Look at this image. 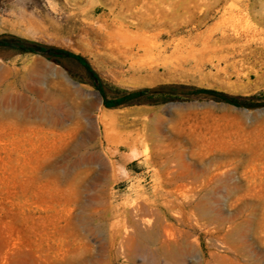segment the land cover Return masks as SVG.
<instances>
[{
	"label": "rangeland",
	"instance_id": "obj_1",
	"mask_svg": "<svg viewBox=\"0 0 264 264\" xmlns=\"http://www.w3.org/2000/svg\"><path fill=\"white\" fill-rule=\"evenodd\" d=\"M148 12L172 70L156 50L148 72L102 63L105 26ZM223 36L256 54L218 65ZM0 40L80 55L106 93L75 60L0 47V264H264V0H0Z\"/></svg>",
	"mask_w": 264,
	"mask_h": 264
},
{
	"label": "bare ground",
	"instance_id": "obj_2",
	"mask_svg": "<svg viewBox=\"0 0 264 264\" xmlns=\"http://www.w3.org/2000/svg\"><path fill=\"white\" fill-rule=\"evenodd\" d=\"M147 11H150V10H147ZM144 15L145 13L142 14L141 16H137L139 18V19L137 18L139 22H137L138 26H137V31L135 32V34H132V31H131L132 29L130 28L128 29L125 28V30H123L120 27L119 28L114 27L116 24L113 25L110 30L111 26H109L108 24V27H106L105 25L107 24L105 23L104 25L105 33L103 35L104 38H102L104 39V47H103V52L100 55V60L102 63L108 66L118 67L121 69L128 67L127 69L128 73L148 72V70L152 69L153 67L149 66L148 63H146L147 60L145 59L156 50L158 51L157 54L162 55V62L160 60L161 63L158 66L163 67L166 71L172 70V67H173L172 57L177 54V52L179 51L178 49L179 47L175 48L172 52L170 51L171 52V54L169 53L170 56H167V55H164V53H168L169 46L171 43L170 44L168 43L157 44V42H153L147 39L146 37H144L141 34L142 31L144 30V28L152 24L154 20V18L153 20H151V17L149 16L150 12H148V17L150 18H146ZM91 25L93 26V24ZM91 30L95 34H98V32L101 31L102 29L99 28L98 30V29H95L93 26L91 27ZM213 48H214L213 50L217 54L216 57L218 59L217 60L219 63L218 65H221V63H224L226 65V68L231 67V66L235 67L237 65L239 60L236 61L237 60L236 59L235 61L231 62V57L234 58L236 53L243 55L245 58V55L248 54V53H245L247 50H249V54H252V53L256 54L257 52V50L253 51L252 48L249 46L240 44L239 40L234 41L229 36H223V37L217 38L213 43ZM187 49H189L187 52H189L190 55L198 57V61L200 60L199 56L201 57L202 53L201 54L199 52L196 53V50L189 48V47ZM186 60L188 61L189 58H186ZM94 95L99 96L97 92H95ZM108 118L109 116L106 113L102 115V121L105 122L108 120ZM216 181L218 182V179H216ZM142 224L143 226L146 225L144 221H142Z\"/></svg>",
	"mask_w": 264,
	"mask_h": 264
},
{
	"label": "trees",
	"instance_id": "obj_3",
	"mask_svg": "<svg viewBox=\"0 0 264 264\" xmlns=\"http://www.w3.org/2000/svg\"><path fill=\"white\" fill-rule=\"evenodd\" d=\"M0 47H8L12 49L19 50L23 53H34V54H41L49 59H60V58H67V59H72L80 63L90 74L92 79L95 81V86L101 91L102 95H106L105 90L100 82V79L97 75V73L92 69L90 64L86 61V59L80 55H76L70 51L64 50V49H59V48H54V47H47L43 46L37 43L33 42H28L24 40H14V41H9V40H0ZM186 89L187 87L184 86H163L159 88L161 91L162 90H171V91H177L178 89ZM192 93H201V94H212L216 96L219 100L233 104L236 106H243L245 103H243L244 100H253L255 97H249V98H242L238 96H229L225 93L217 92V91H212V90H205V89H196L192 88ZM151 89H141L137 91H119V96L116 98L112 99H107L105 101V105L108 108H113L116 106H119L124 103H128L133 100L141 99L144 96H147L149 93H151Z\"/></svg>",
	"mask_w": 264,
	"mask_h": 264
}]
</instances>
